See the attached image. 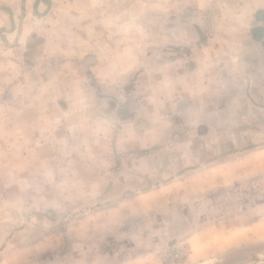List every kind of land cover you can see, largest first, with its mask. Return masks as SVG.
<instances>
[{"label":"rangeland","instance_id":"1","mask_svg":"<svg viewBox=\"0 0 264 264\" xmlns=\"http://www.w3.org/2000/svg\"><path fill=\"white\" fill-rule=\"evenodd\" d=\"M241 5L237 0H0V216L12 223L11 230L33 222L36 239L48 230L61 231L64 244L55 252L37 247L30 264H58L61 257L72 262L65 252L73 250L70 240L76 237L89 242L99 238L93 250L108 247L110 232L103 224L111 205L184 171L166 164L175 160L168 154L160 163L163 175L156 180L137 183L126 178L132 174L121 173L130 142L140 135L127 126L154 124V116L142 112L137 76L144 64L176 59L187 64V44L195 47L200 39L192 22L200 27L212 23L214 34L207 35L211 43L219 33L225 36L222 13ZM132 75L119 87L118 78ZM216 158L205 157L191 167ZM256 161L255 177L208 189L192 203L170 206L159 223L161 247H156L154 235L130 240L127 233L134 234V229L128 225L117 228L116 250L153 252L157 264H194L187 259L191 248L185 240L225 214L226 223L238 225L243 243L219 254L214 264H264V158ZM226 229L223 234L229 238L234 231Z\"/></svg>","mask_w":264,"mask_h":264},{"label":"crops","instance_id":"2","mask_svg":"<svg viewBox=\"0 0 264 264\" xmlns=\"http://www.w3.org/2000/svg\"><path fill=\"white\" fill-rule=\"evenodd\" d=\"M239 3L242 4L240 10L225 6L224 16H220L225 21V36L219 33L213 41L209 38L211 43L207 42V35L214 34L212 23L200 27L192 22L200 39L195 47L187 44V64H181V59L170 60L167 64H144L137 76L135 92L142 99V112L152 114L154 124L142 121V128L136 123L127 126L129 131L138 130L140 135L138 140L130 142L121 173L132 174L126 178L137 183L156 180L163 175L160 163L168 154H173L175 160L169 158L166 164L173 170L178 165L184 171L172 173L169 181L111 205L109 218L103 224L110 232L106 241L108 247L93 250L99 238L89 242L76 237L70 240L73 250L65 252L72 262L61 257L58 264H157L153 262L157 257H153V252L131 255L124 251L120 254L115 244L120 235L117 228L124 230L130 226L134 229V234L126 232L130 240L138 237L146 241L145 238L154 235L159 248L162 243V233L157 236L162 232L159 223L163 215L170 213V206L179 202L192 203L208 189L230 186L244 177L258 175L255 173L259 168L256 160L264 158V0H237ZM192 32L188 31L189 36ZM134 76L118 78L119 87L128 84ZM107 77L108 81H114ZM148 83H152L149 90ZM3 113L0 108V115ZM2 147L0 122V186L4 169ZM211 155L218 158L210 159L203 167H191L194 163L205 162V157ZM237 211L234 210V216ZM225 216L216 217L187 237L185 241L191 248L187 259L194 264L206 261L214 264L219 254L235 251L242 245V235L236 231L238 225L226 223ZM12 227V223L2 221L0 216V264H20L22 257H27L26 264H30L37 247L47 252L64 247L59 241L61 231L48 230L36 239L33 222L26 221V225L14 230ZM157 227L161 230L156 231ZM226 227L230 228V233L234 231L229 238L223 234ZM5 228H9L10 233ZM84 242L85 247L79 246ZM128 243L126 239L123 245ZM115 253L118 257L111 260Z\"/></svg>","mask_w":264,"mask_h":264}]
</instances>
